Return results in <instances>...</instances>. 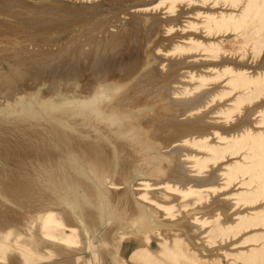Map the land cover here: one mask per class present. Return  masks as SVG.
<instances>
[{"label":"rangeland","instance_id":"rangeland-1","mask_svg":"<svg viewBox=\"0 0 264 264\" xmlns=\"http://www.w3.org/2000/svg\"><path fill=\"white\" fill-rule=\"evenodd\" d=\"M263 79L264 0H0V264H264Z\"/></svg>","mask_w":264,"mask_h":264},{"label":"bare ground","instance_id":"bare-ground-1","mask_svg":"<svg viewBox=\"0 0 264 264\" xmlns=\"http://www.w3.org/2000/svg\"><path fill=\"white\" fill-rule=\"evenodd\" d=\"M228 19H229V18H228ZM215 20H216V19H215ZM210 21H211V20H210ZM216 22H217V21H216ZM218 22H219V20H218ZM210 25H211V24H210ZM219 25H220V24H219ZM223 25H224V24H223ZM220 26H221V25H220ZM211 27H212V26H211ZM237 27H238V26H237ZM213 28H215V27H213ZM218 29H219V28H218ZM250 37H251V36H250ZM201 45H202V44H201ZM229 70H230V69H229ZM234 74H235V73H234ZM238 76H239L241 79L243 78V76H242L240 73L238 74ZM256 80L258 81V80H259V77H258V79H256ZM263 80H264V79H263ZM237 81H238V80H237ZM243 81H244V80H243ZM257 81H256V82H257ZM258 83H259V82H258ZM263 83H264V81H263ZM178 105H179V104H178ZM178 105H177V106H178ZM172 106H173V105H172ZM177 114H178V113H177ZM169 118H170V116H169ZM174 118H175V117H174ZM174 118L172 117L171 119H168V120H170V121H169L170 124H174V122H175V121H174ZM168 120H167V121H168ZM175 120H176V119H175ZM176 122H177V121H176ZM187 123H188V122H187ZM187 123H186V124H187ZM192 123H193V122H192ZM200 123H201V122H200ZM193 125H194V124H193ZM171 126H173V125H171ZM187 129H188V128H187ZM187 129H186V130H187ZM178 130H179V129H178ZM180 130H181V129H180ZM186 130H185V131H186ZM186 132H187V131H186ZM170 133H171V132H170ZM178 133H179V132H178ZM220 133H221V132H220ZM247 134H248V133H247ZM243 137H244V139H246L245 136H243ZM251 137H252V136H251ZM258 137H260V135H258ZM263 140H264V138H263ZM233 142H234V141H233ZM245 142H246V140H245ZM243 143H244V141H243ZM246 143H247V142H246ZM230 147H231V146H229V148H230ZM226 149H227V148H226ZM230 149H231V148H230ZM237 150H238V149H237ZM216 151H217V150H216ZM220 153H221V152H220ZM221 154H222V153H221ZM221 154H220V155H221ZM249 158H250V157H249ZM212 160H213V159H212ZM224 174H225V173H224ZM228 174H229V173H228ZM191 177H192V176H191ZM197 179H198V178H197ZM193 181H194V180H193ZM197 184H198V183H197ZM199 186H200V185H199ZM189 188H190V187H189ZM192 188H193V187H192ZM192 188H191V189H192ZM195 189H196V188H195ZM197 190L200 191L199 188L196 189V191H197ZM199 194H200V193H199ZM243 195H244V194H243ZM239 196H240V195H239ZM246 201H247V200H246ZM239 216H240V215H239ZM237 217H238V216H237Z\"/></svg>","mask_w":264,"mask_h":264}]
</instances>
